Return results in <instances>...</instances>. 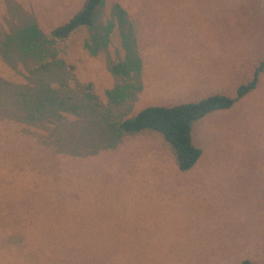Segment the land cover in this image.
Segmentation results:
<instances>
[{
	"label": "rangeland",
	"instance_id": "rangeland-1",
	"mask_svg": "<svg viewBox=\"0 0 264 264\" xmlns=\"http://www.w3.org/2000/svg\"><path fill=\"white\" fill-rule=\"evenodd\" d=\"M82 2L0 0V264H264V70L191 123L186 171L109 126L220 75L232 96L264 58L262 0H103L44 40Z\"/></svg>",
	"mask_w": 264,
	"mask_h": 264
},
{
	"label": "trees",
	"instance_id": "trees-1",
	"mask_svg": "<svg viewBox=\"0 0 264 264\" xmlns=\"http://www.w3.org/2000/svg\"><path fill=\"white\" fill-rule=\"evenodd\" d=\"M103 0H83L81 7L65 22L53 27L43 37L50 42L54 39L63 40L78 27H90L97 8ZM263 14H264V0ZM27 39L34 38L32 32L24 33ZM17 37V36H16ZM22 37V36H20ZM264 70V58L254 67L251 78L236 86L234 94H211L194 102H185L169 106L147 105L130 117L109 124L117 134L135 135L148 132L157 133L171 151L176 168L179 171L188 170L197 160L200 150L195 147L190 138V125L193 121L215 110L228 109L232 104L255 88L258 74ZM18 122L22 123L21 120ZM239 264H253L242 259Z\"/></svg>",
	"mask_w": 264,
	"mask_h": 264
},
{
	"label": "crops",
	"instance_id": "crops-1",
	"mask_svg": "<svg viewBox=\"0 0 264 264\" xmlns=\"http://www.w3.org/2000/svg\"><path fill=\"white\" fill-rule=\"evenodd\" d=\"M123 10L121 9V8H119V11L118 12H122ZM129 14H131V10H129V12H128ZM123 14H125V13H123ZM130 18H132V19H134L135 20V22L137 21V20H139V18L138 19H136V18H134V17H130ZM143 22V21H142ZM230 78H226V76H224V75H220L219 76V78H218V80H217V83L214 81V80H210V82L209 83H213V85H212V87L211 88H209L208 90H207V92H214L215 94L216 93H218L219 92V94H222L221 92H223V91H227L228 89V87L229 86H231L232 84H231V82L229 83V85H228V80H229ZM228 85V86H227Z\"/></svg>",
	"mask_w": 264,
	"mask_h": 264
}]
</instances>
